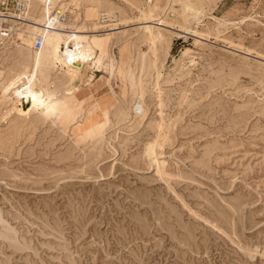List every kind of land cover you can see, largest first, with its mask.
Masks as SVG:
<instances>
[{"label":"rangeland","instance_id":"obj_1","mask_svg":"<svg viewBox=\"0 0 264 264\" xmlns=\"http://www.w3.org/2000/svg\"><path fill=\"white\" fill-rule=\"evenodd\" d=\"M28 4L96 49L76 84L38 73L45 107L18 115L29 29L0 38V264H264V0Z\"/></svg>","mask_w":264,"mask_h":264},{"label":"bare ground","instance_id":"obj_2","mask_svg":"<svg viewBox=\"0 0 264 264\" xmlns=\"http://www.w3.org/2000/svg\"><path fill=\"white\" fill-rule=\"evenodd\" d=\"M20 1H23L26 5L25 10L22 14L7 16V18H1L0 20L6 23H11L7 29L9 34H7L5 38H9V36H12L14 32L18 30V25H21L23 27L26 26L27 29H29L27 30V32H24L25 38L22 39V42H20L19 44L29 49V51L33 50L32 72L27 76L25 74V76L22 75L17 78H14L11 83L6 86L5 91L3 93L4 102L8 101L11 105L9 113L15 112L18 115H23L24 110L21 108V102L23 100L30 101V104L33 107H35L36 105L41 106V108L45 107L44 100L42 99V96L44 95V89L40 86L41 83L37 79V74L39 73L42 75L44 72H46L47 69L50 68L51 64L56 68L59 73L63 74L64 76H67L72 83L76 84L78 81H83L80 76V73L84 68H89L90 64L93 62L96 49V41H94V37L96 36H88L84 31H81L79 28L72 29L73 27L71 28L64 24L65 21L58 22L60 20V12L54 14L53 16H43L42 19L33 18L32 21L28 18V0ZM38 1L44 5L43 11L46 14H49V5L53 4V0ZM187 7L188 9L192 8L191 6ZM13 19H16L21 22H16ZM150 24L154 23L151 22ZM16 35L20 36L19 33H17ZM4 36V33L0 32V38L3 39ZM38 36L43 38V42L39 49H35V46L33 45H35V41ZM154 39L155 35L154 33H152V35L149 37V40L153 41ZM42 50L47 51V56L43 55ZM44 76L46 75L44 74ZM87 78H90V75H88ZM87 81H89V85L92 79H86L85 82ZM84 96L82 94L81 99L78 100L79 109L83 98H85ZM67 112H70L69 108L65 105V103L61 104L58 108V113ZM135 112H142V107L140 106V104L135 105L134 113Z\"/></svg>","mask_w":264,"mask_h":264},{"label":"built area","instance_id":"obj_3","mask_svg":"<svg viewBox=\"0 0 264 264\" xmlns=\"http://www.w3.org/2000/svg\"><path fill=\"white\" fill-rule=\"evenodd\" d=\"M25 10V4L23 2H18L16 4V11L20 12V13H23V11ZM8 27H4L2 28V25H0V30H3V31H0V32H3L4 33V37H6L7 34H9L8 32ZM43 42V38L38 36L36 41H35V49H39L41 44Z\"/></svg>","mask_w":264,"mask_h":264}]
</instances>
